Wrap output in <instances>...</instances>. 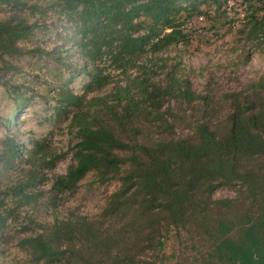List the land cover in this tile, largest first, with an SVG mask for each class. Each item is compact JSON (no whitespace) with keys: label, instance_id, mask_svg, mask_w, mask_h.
Segmentation results:
<instances>
[{"label":"trees","instance_id":"trees-1","mask_svg":"<svg viewBox=\"0 0 264 264\" xmlns=\"http://www.w3.org/2000/svg\"><path fill=\"white\" fill-rule=\"evenodd\" d=\"M227 1L0 0V86L13 100L0 115V164L7 171L24 156L29 164L25 184L0 188V236L21 205L8 197L30 201L25 189L44 183L43 170L69 155L49 156L39 139L26 149L11 132L36 96L52 109L47 120H68L74 140L67 171L48 191L50 206L57 210L89 174L102 185L118 183L98 217L73 212L34 221L37 230L17 243L22 264H155L147 256L172 233L193 242L199 259L192 264H264V76L217 100L155 61L188 45L199 18L211 20L202 35L234 28ZM247 1L248 37L264 39V2ZM51 17L63 43L28 46ZM26 56L62 64L61 84L42 90L13 81ZM112 70L121 76L114 79ZM79 76L85 85L76 92L71 81ZM223 186L236 196L213 197Z\"/></svg>","mask_w":264,"mask_h":264},{"label":"rangeland","instance_id":"rangeland-1","mask_svg":"<svg viewBox=\"0 0 264 264\" xmlns=\"http://www.w3.org/2000/svg\"><path fill=\"white\" fill-rule=\"evenodd\" d=\"M253 1V0H252ZM259 6L263 5L264 0H257ZM228 12L234 13L237 17V25L227 31V27L219 31L212 30L207 35H202L204 27L210 25L211 20L203 18L196 20V34L193 40L188 44H179L172 47L169 51L160 56L165 60L156 59L158 66L166 64L167 71H173L181 82L189 79L192 83V89L198 93L214 94L218 100L223 93L238 91L244 88L248 83L259 80L264 76V39L249 38L248 32L251 30L250 18L245 16L247 9V0H228L226 3ZM236 11V12H235ZM57 18V17H56ZM56 18H49L48 28L36 29L33 37L34 42H27L28 46L40 44L46 47H53L54 44L63 43V30L52 28L51 22ZM59 24L58 21H56ZM62 31L58 34L57 31ZM242 30L243 32H240ZM19 62L18 71L12 75L15 82L34 84L37 89L44 90L47 84L60 85L63 75V65L58 61L44 59L38 60L37 56H26ZM147 59H141L140 62H147ZM149 62L150 64L155 63ZM139 62V63H140ZM113 78L117 79L121 75L119 71L112 70ZM136 69L132 70L134 73ZM12 74V72H10ZM36 75H39L38 77ZM71 85L76 92H81L85 85L83 76L71 81ZM5 87L0 86V115L6 114L13 106V100L5 93ZM110 88V87H108ZM107 88V89H108ZM174 105L173 102H171ZM52 109H44L40 96H36L35 102L24 108L15 118L11 127V132L15 133L18 140L29 149L33 146L35 139L42 140L48 145L49 156L52 153H69L65 159H59L53 170L44 169L47 174V180L38 184L36 187H27L25 193H30V203L25 202L24 198L9 196L8 200L12 206L19 202L17 220H9V226L0 236V249L4 253L0 254V264H22L24 254H22L17 243L21 237L30 235L37 230L33 222L52 221L54 215L65 217L76 214L87 215L89 217H98L102 211L107 197L117 187L118 183L102 185L95 182L94 174L87 175L81 181V186L75 194L64 197L62 204L56 209L50 206L48 201V191L51 188L53 179L56 175L65 173L70 164L72 154L69 152L70 145H73V137L68 133L66 119L58 122L49 121L48 116ZM5 133V127L0 125V139ZM3 145L0 140V150ZM48 156V157H49ZM26 156L16 160V167L4 171L0 164V188L9 190L16 184H25L28 178L26 170L29 164L26 162ZM236 191L230 187H219L214 192L215 198L233 197ZM14 200L15 202H13ZM24 226H29L31 230L21 232ZM187 236L183 233L181 236L175 233L170 234L164 248L156 252V256H147V259L155 261V264H192L197 261V250H195ZM5 248V249H4ZM153 252L151 251L150 254Z\"/></svg>","mask_w":264,"mask_h":264}]
</instances>
